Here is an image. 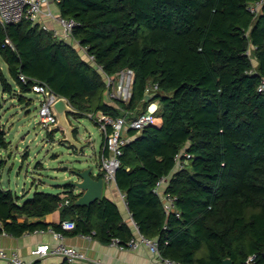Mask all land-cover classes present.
Listing matches in <instances>:
<instances>
[{
	"label": "trees",
	"instance_id": "16d2710c",
	"mask_svg": "<svg viewBox=\"0 0 264 264\" xmlns=\"http://www.w3.org/2000/svg\"><path fill=\"white\" fill-rule=\"evenodd\" d=\"M255 1L61 0L59 15L81 24L73 36L95 65L110 76L134 71L127 104L106 101L102 75L71 45L29 21L0 25V96L14 91L4 66L20 93L31 92L35 80L66 98L74 119L96 112L118 118L145 110V87L157 84L156 122L129 131L133 141L122 149L115 185L140 234L180 264H245L249 256L264 264V91H257L264 81V6L257 16L246 10ZM8 143L0 127V149ZM183 149L191 160L169 185L181 216L166 220L151 189ZM103 175L99 164L94 179ZM80 195L68 183L59 194L35 192L20 203L0 184V233L19 238L52 229L108 245L133 236L113 201L75 206ZM57 210L59 223L28 221ZM64 221L73 229L62 230Z\"/></svg>",
	"mask_w": 264,
	"mask_h": 264
},
{
	"label": "built area",
	"instance_id": "2783aa9c",
	"mask_svg": "<svg viewBox=\"0 0 264 264\" xmlns=\"http://www.w3.org/2000/svg\"><path fill=\"white\" fill-rule=\"evenodd\" d=\"M61 0H0V25L5 27L10 24H16L21 21H29L33 26L37 25L42 30L51 32L53 38L66 42L71 45L83 58L90 64L94 65L105 82V98L109 104L124 103L127 104L133 95V86L135 82V73L130 68L119 70L115 75H107L102 67L95 65L94 57L87 52V48L83 47L79 40L74 38L73 34L80 27V23L73 18H65L53 13L52 8H57ZM264 6V0H257L246 7V10L254 16H257L260 8ZM49 20L56 25L57 29H50L44 21ZM4 45H8L13 49V45L6 40ZM248 54V52H247ZM20 81L26 85L29 82L26 77L20 75ZM33 93L40 96L38 122L41 128L48 130L50 126L56 123V119L52 114L51 106L60 98L49 86L41 81H35L30 84ZM158 91L157 84L148 83L144 93L156 95ZM258 92L264 91V81L258 86ZM158 112V102L149 101L145 110L132 116L129 112H124L118 118H112L102 112L87 113L91 120L97 125L102 134V149L99 154V164L103 171L104 186L115 185V173L120 167V157L122 149L133 141L132 136L125 134L130 130L140 133L146 127L153 125L156 121L155 115ZM129 117L132 119L128 120ZM191 160V155L183 149L174 156V167L167 174L160 177L154 184L151 192L159 199L166 220L169 217L179 219L181 213L177 207V197L169 192V185L174 175L183 171ZM120 192V191H119ZM127 210L130 225L133 228V236L124 244L117 238H113L109 245L119 250H135L140 246H146L150 253L154 254L161 264H180L169 258H163L158 250L157 241L154 239L144 238L132 220L131 214L127 209L124 195L119 193ZM68 200H64L59 207L67 205ZM74 223L64 221L61 229L68 231L73 229ZM164 230L167 229L165 223ZM38 232V231H36ZM53 239L57 242L55 245H42L30 251L32 260L28 264H41L40 260L47 256H58L65 264H81L86 260L85 253L74 246L66 245L63 242L64 235L61 232L48 229ZM8 236L4 232L0 233V238ZM80 237L90 240V235L80 234ZM255 256H249L245 264H252ZM0 264H25L16 251L6 252L0 249Z\"/></svg>",
	"mask_w": 264,
	"mask_h": 264
},
{
	"label": "rangeland",
	"instance_id": "374dc122",
	"mask_svg": "<svg viewBox=\"0 0 264 264\" xmlns=\"http://www.w3.org/2000/svg\"><path fill=\"white\" fill-rule=\"evenodd\" d=\"M52 11L56 14V8ZM1 70L14 89L0 96V127L9 142L5 151L0 149L1 186L17 194L22 203L35 192L61 193L65 184L76 181L71 174L75 169L92 167L95 172L93 162L99 161L103 139L94 121L86 114L79 119L69 116L77 127L78 142L85 145L78 154L63 141L60 131L55 130L50 136L39 125L40 96L32 91L20 93L6 68L2 66Z\"/></svg>",
	"mask_w": 264,
	"mask_h": 264
},
{
	"label": "crops",
	"instance_id": "0c3cea01",
	"mask_svg": "<svg viewBox=\"0 0 264 264\" xmlns=\"http://www.w3.org/2000/svg\"><path fill=\"white\" fill-rule=\"evenodd\" d=\"M58 12L56 8V13ZM45 24L50 29H57L56 25L49 21L44 20ZM6 68V67H5ZM154 100V99H153ZM142 110L137 112L140 113ZM156 122V121H155ZM130 136L129 132L125 134ZM94 161V160H93ZM93 165L96 167V171L93 172V176H97L99 172V161L95 160ZM74 193H79V191ZM119 190L116 185L104 186L103 197L108 198L113 201L122 212L124 219L129 222V217L127 215V210L120 197ZM29 222H43L47 224H56L60 222V211L57 210L49 215L42 218H30ZM130 223V222H129ZM63 242L66 245L74 246L81 249L85 255L86 260L81 264H161L159 259L150 251L146 246H140L135 250H119L118 248L112 247L108 244H102L95 238L90 240L84 239L79 235L69 236L65 235ZM57 242L53 239L52 235L47 231H38L31 234H25L19 238H14L11 236H5L0 238V249H4L6 252L16 251L22 261L28 264L32 260L30 251L40 247L42 245H55ZM41 264H65L63 260L58 256H47L40 260Z\"/></svg>",
	"mask_w": 264,
	"mask_h": 264
},
{
	"label": "water",
	"instance_id": "95a60500",
	"mask_svg": "<svg viewBox=\"0 0 264 264\" xmlns=\"http://www.w3.org/2000/svg\"><path fill=\"white\" fill-rule=\"evenodd\" d=\"M144 98L145 101L149 102L155 99V95L145 93ZM51 111L56 119V123L49 127L48 133H52L55 130L60 131L63 135V141L80 154L85 145L78 142L76 138L77 127L73 126L69 121V116L77 114V111L74 110L67 99L63 97L58 98L51 106ZM71 174L76 178V181L69 184L72 185L74 191L77 189L79 193H81L74 201L75 206L88 207L102 199L104 188L103 179H94L92 167L75 169ZM222 264H231V262L229 259H226Z\"/></svg>",
	"mask_w": 264,
	"mask_h": 264
}]
</instances>
